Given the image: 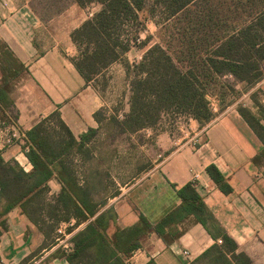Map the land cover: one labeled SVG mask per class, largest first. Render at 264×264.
Segmentation results:
<instances>
[{
  "label": "trees",
  "instance_id": "16d2710c",
  "mask_svg": "<svg viewBox=\"0 0 264 264\" xmlns=\"http://www.w3.org/2000/svg\"><path fill=\"white\" fill-rule=\"evenodd\" d=\"M71 1L83 9L93 4L100 8L71 33L77 49L73 64L86 83L94 82L134 47L148 44L149 38L141 41L139 35L146 22L141 14L147 0ZM149 13L159 28L162 43L149 47L138 63H124L130 97L129 112L122 121L114 120L120 134L154 128L170 113L187 116L203 128L215 118L211 97L223 99L235 88L223 79L231 78L246 86L264 79V0H154ZM0 46L4 48L0 51V119L8 126H16V116L11 115V95L14 83L28 68L5 43ZM251 99L257 112L245 107H239L238 112L263 143L253 163L263 169L264 175V106L256 95ZM21 134L22 147L33 170L26 173L17 162H5L0 155V204L4 203L0 236L6 229L2 218L18 205L40 226L49 242L45 243L47 251L62 242L65 234L94 218L70 239L71 250L59 247L53 256L65 258L70 264H127L118 253L128 256L151 233L169 245L182 232L167 233V229L193 217L216 241L195 264H251L208 209L195 182L176 190L179 204L157 223L141 214L136 225L117 231L109 241L106 230L115 213L108 210L96 217V207L85 197V176L82 178L78 163L79 157L89 155L86 143L95 138L97 130L89 129L77 139L59 112H53ZM206 172L221 192L233 193L215 165L208 166ZM55 176L62 190L52 203L47 201L48 182ZM37 214L39 218L55 220V225L43 227ZM72 219L74 224L59 233L61 223Z\"/></svg>",
  "mask_w": 264,
  "mask_h": 264
},
{
  "label": "crops",
  "instance_id": "0c3cea01",
  "mask_svg": "<svg viewBox=\"0 0 264 264\" xmlns=\"http://www.w3.org/2000/svg\"><path fill=\"white\" fill-rule=\"evenodd\" d=\"M31 2L0 0V40L28 68L14 83L11 97L16 126L10 127L18 132L28 131L53 112H59L62 121L77 139L89 129L97 130L95 138L86 143L89 155H85V159L79 157L78 163L87 171L85 197L91 206L96 207V217L108 210L115 213V219L109 222L106 230L109 241L117 231L136 225L141 214L151 223H157L179 204L176 190L193 182L197 174L198 191L204 196L208 209L237 244V251L245 254L251 264H264V175L263 169L253 163L263 143L239 114L237 107L227 108L202 129L197 121L190 119L191 126L200 129L199 135H195L199 136V140L194 144L187 141L169 153L166 150L170 148L163 144L156 158L151 155L132 177L123 178L119 173L116 178L110 174L107 180L98 167L93 171L88 165L106 162L102 150L91 151L98 142L96 114L105 106L112 112L113 107L108 106L105 94L92 83H86L76 70L73 59L77 56V49L71 40V33L99 9L89 11L86 7L84 10L72 2L62 15L43 24ZM255 86L262 91L260 102L264 106V79ZM128 101L123 114L129 112ZM3 130H0V155L3 160L15 161L26 173L32 172L33 167L22 147L24 141L8 143V130ZM140 132L126 134L133 138ZM145 132V142L136 146L148 148L149 143L153 152V140H148L150 135ZM117 152H112L107 163L120 169L124 157ZM128 160L125 159L126 162ZM210 165H215L225 176L233 188L232 194L225 195L217 188L206 172ZM48 187L47 201L53 203L54 197L62 190V184L55 176L48 182ZM3 204H0V211ZM36 218L43 227L55 225V220L39 218V214ZM2 219L6 229L0 236V264H70L65 258L54 257L53 253L59 247L71 250L70 239L94 220L91 218L72 233L65 234L62 242L47 251L45 243L49 242L39 230L40 226L20 205ZM74 222L73 219L70 223L63 222L60 228L65 232ZM171 231L182 234L169 245L157 234L151 233L143 238L140 248L128 256L121 253L118 256L127 264H195L216 242L193 217L167 229V233ZM185 251L189 253L188 257L184 255ZM37 252L36 256L25 261ZM87 261L85 258V263Z\"/></svg>",
  "mask_w": 264,
  "mask_h": 264
},
{
  "label": "rangeland",
  "instance_id": "374dc122",
  "mask_svg": "<svg viewBox=\"0 0 264 264\" xmlns=\"http://www.w3.org/2000/svg\"><path fill=\"white\" fill-rule=\"evenodd\" d=\"M153 3L154 0H147L146 9L141 14L143 18L146 19V22L143 24V28L139 35L141 41H146V39L149 38L148 44L142 46L141 48L134 47L130 52L123 56L120 61L113 63L100 76H98L94 82H91L98 88L99 92L105 94L108 106L113 107L112 112H109L106 106L98 112L99 114L97 118L99 122V134L98 137H96L98 142L96 143V147H94L92 150V152L95 151V153L99 150H102V155L106 159V162L104 164L90 163L88 165V167H91L90 169L93 171L98 167L99 171L102 173V176H104L107 180L110 174L116 178L119 177V173L123 178L132 177L135 170L141 165H145L146 159H148L151 155H154L156 158V156L159 154V150L161 149L160 147L163 144H165L164 146L170 148V150H166V153H169L170 151L181 147L187 141L191 144H194L197 140H199V136L195 135H199L197 133H199L200 129L198 130L197 127L191 126L192 124L189 121L191 118L175 113H170L163 116L160 123L154 128H146L142 130V132L136 134V136L133 138L129 137L127 134H120L118 132L119 128L115 124V119L116 121L123 120L125 115L123 114V111L126 108V100L130 97L129 79L126 75L124 63H138L149 47L162 43L161 35H159V28L154 23V20H152L149 16V12ZM71 4V0H32L31 7L38 14L41 22L44 24L49 20L55 19L62 15L65 12V9ZM87 8L89 11H96L100 9L98 5L94 4L89 5ZM0 43L3 42L0 40ZM2 48L3 47L0 46V51H2ZM222 81L225 83H231V85L235 88L234 90L228 91L223 99L222 97L216 95L211 97V107L215 118L223 114L224 111L231 106H235L237 109L239 107H245L251 109L254 113L257 112V110L254 109L251 97L256 95L260 101L262 95L260 88H255V85H238L234 83L233 79L231 78H225ZM216 91H219V89H216L215 92ZM15 113V110H12L11 115L15 116ZM7 126L8 125L3 123L0 119V130L4 131L3 129ZM54 126L55 124H52L51 127ZM205 127L206 126L203 128ZM145 131H148L150 135L148 140H153V152H151L149 149V143L148 148L142 146L139 148L136 146L137 144L141 145L145 142L147 135ZM6 134L9 136V132ZM114 150L118 151L117 153L124 157L122 160L123 166L120 167V169H117L116 165L107 163V158L112 155ZM125 159L130 160L126 162ZM80 171L82 172V178L85 176V173L87 175L85 166H82Z\"/></svg>",
  "mask_w": 264,
  "mask_h": 264
},
{
  "label": "built area",
  "instance_id": "2783aa9c",
  "mask_svg": "<svg viewBox=\"0 0 264 264\" xmlns=\"http://www.w3.org/2000/svg\"><path fill=\"white\" fill-rule=\"evenodd\" d=\"M263 72H264V65H263ZM6 128V130H8V132H9V138H8V143H12V141L13 140H15V141H23V138H24V135L23 134H21V132H18L17 130H13V128H11L10 126H7V127H5ZM10 130V131H9ZM197 181H198V175L197 174H195L194 175V179H193V182H195V183H197ZM59 233H63V229L62 228H60L59 230ZM69 247V246H68ZM184 255L186 256V257H188L189 256V253L187 252V251H185L184 252Z\"/></svg>",
  "mask_w": 264,
  "mask_h": 264
}]
</instances>
